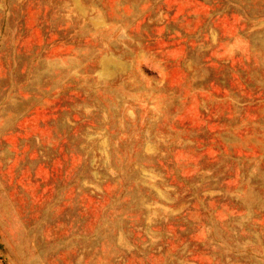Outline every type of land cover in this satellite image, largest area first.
<instances>
[{
    "label": "rangeland",
    "instance_id": "rangeland-1",
    "mask_svg": "<svg viewBox=\"0 0 264 264\" xmlns=\"http://www.w3.org/2000/svg\"><path fill=\"white\" fill-rule=\"evenodd\" d=\"M0 264H264V0H0Z\"/></svg>",
    "mask_w": 264,
    "mask_h": 264
}]
</instances>
